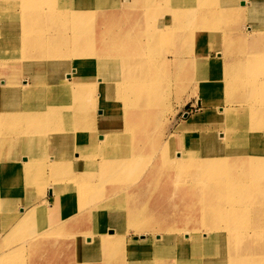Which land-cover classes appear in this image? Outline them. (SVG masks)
<instances>
[{
    "label": "rangeland",
    "instance_id": "374dc122",
    "mask_svg": "<svg viewBox=\"0 0 264 264\" xmlns=\"http://www.w3.org/2000/svg\"><path fill=\"white\" fill-rule=\"evenodd\" d=\"M114 1L121 2L122 0ZM181 1H183L182 4L176 2L174 5L177 6L171 7V0H149V6L135 7V10L139 8L140 12L143 15H147L148 18H133L125 17L123 15V11L128 9L125 5L122 6L119 3L117 5L113 4L112 6H105L107 2L106 0H92L89 2L88 0H85L84 3L80 5H77L74 2L67 4L61 3L60 5V0H43V5L40 4L39 6L33 5V3L38 2L37 0H0V19L5 18V14H11L12 12H16L19 16L16 18H9L12 19V25H14L15 29L19 27L16 31L18 40H20V36L22 37V31H20L22 22H24V26L27 24V18H25L24 14L23 17L21 15L23 13V9H28V11L34 12L44 11L43 9H45V17L49 16L51 13L53 14L54 11H61V22H63L62 19L72 22V19H82L80 23L81 30L75 32V30L71 29L72 22L69 23L70 27L68 29L60 30V20L53 21V18H45L46 21L44 22L43 20L39 22L38 25L41 27V25L45 23L41 28L39 27L41 36L45 39L32 40L31 44L35 46V48L30 47L29 49L27 47L25 48L23 45V49V46L19 43L16 47H13L11 44L5 45L4 47L3 45H0V60L3 59V57H7L11 61H18L16 64L19 67L23 62L22 58L24 56H34L36 58L43 57L49 59L48 61H51L57 55V57H59L57 61L59 68L58 71L54 73L57 78L65 77L66 70H72L73 65H75L73 61L77 57L89 56L85 54L87 50L82 51L80 46L77 47L76 45H79L80 42H83L84 44L87 42L90 43L93 35L98 36L103 28L109 30L111 35L118 27L119 29L123 28V26L127 28L128 32L125 33L124 36L122 33L116 34L119 38L116 43L122 48L127 47L132 49L139 41L153 44L154 38H156V44L153 46L151 54L149 56L140 57L143 58V60L139 62L142 65H140L141 68L139 65L137 68L136 66L134 67L136 70L139 69L137 72L142 77L146 76V78L148 77V73L145 72L152 67L153 72L155 71L152 85H148V82L144 79H129V76L136 73V70L133 69L134 62L124 65L125 60L122 56H117L115 58L121 66L117 69L111 70V72L102 71V73H99L100 70L96 67H84V74H87L86 77H93L94 79L102 80L105 83L111 82L115 84L122 82V84L126 86L125 88L130 91V101L129 99L123 100L118 97V94L109 95L114 97V100L110 102V107H113V110L112 112H109L107 116L108 126L110 128L119 129L121 126H126L123 124L122 120H119L120 118H117V115L120 117V114H123V112L125 114L126 112L145 111L148 116L151 115V113L148 114L147 111L149 110L152 112V116H149L150 119L142 118V121L146 123V126L143 128L145 131L141 130L140 132V134L143 135L142 138H145L142 144H139L140 134L139 128L136 126L128 127L126 131H130V133L126 132L123 136L122 144L124 147L130 148V145H134L133 151L140 152L139 154L137 153L136 160H134L126 168H123L121 165L123 160L119 157L122 153L110 152L111 149L106 147H104V151L101 153L102 155L91 154L88 159L85 161L83 160L84 164L81 166L82 170L79 172L81 174H78L77 180L81 181L84 178L89 179L91 177V179H94L93 184L86 182V186L84 185L85 189L81 190L83 196L81 195L80 198L79 195L81 192H77L73 200H71L69 204L62 209L53 210L54 206H52V203L55 195L50 192V189L45 191L43 195L44 197L46 195L45 199H48V203L50 204V207H52L51 210H53L50 213V216H47V225L44 221V217H42L43 219H41L40 222L41 226L39 227L37 219H34V216L33 220L36 222H34L30 228H37V230H34L35 232L32 231L30 233V231H27L29 228H27L25 230L26 234L20 235L21 238H15L11 241V243L5 245L1 244L0 238V254L3 255L5 253L4 251L10 253L6 258L5 256L0 255V264H104V262L105 264H186V262L183 263L180 259H177L175 255L179 251V245L177 244L178 240L175 238L169 243V250L167 251L164 250V247L162 249H155L153 247L149 250H144L138 246V249L143 253H137V251H134L136 253L135 254L132 252L130 247V245H141L149 248L155 241V234L160 233L167 235L168 232H170L175 236H180L184 234L185 230L191 233L192 238L190 240L198 238L196 242H199L200 244L199 248L201 251L194 255V258H196L194 262H192L194 264H264V209L260 210L254 206L243 207L246 203L251 202L249 196L247 199L242 198L239 196L240 191L233 192V188L220 195L217 193L215 195L217 197L212 200V193L210 190H207L206 188L205 191H201V188L199 187L200 184H196L194 181L197 177L207 178L210 177L211 174L206 172H202V174L197 173L196 168H187L186 170H189L190 172L187 174L180 173L179 176L174 167V169H171L170 173L167 172L166 174L160 175L155 182H149L151 185V193L146 197L142 196L140 203L142 205L145 204V206H143L145 210H153V213L148 215L144 210L141 214L139 213L138 217H135L137 221L142 222V225H138V223H136V225L133 224L132 219H134V217L132 218V216L129 215L130 208L133 207V204L129 205L130 202L128 194L127 197L124 196L122 198L123 201L119 202L114 208L115 213L113 216L115 217H112L113 219L112 221L110 220V222L104 221V219L102 220V213L106 210H95L96 207L94 204L100 201L99 198L96 197H104L101 193L103 190L105 191L106 196L109 195L110 192L107 191L106 187L121 184L123 179H126L128 175L132 173L133 167H137L134 174H140L136 176V178L131 179V183L134 182L131 185L144 182L145 177L152 171L154 163H158L161 168H171L170 160L164 161V163L159 161L158 157H162L163 154L160 153V150H156L153 153L152 148L150 149V142L154 143V139L159 138L165 143L168 137L173 138V149H178L177 153L174 152L173 155L175 156V159L179 160L178 157L183 155L179 152L180 150L191 147L192 145H197L193 142L194 140L190 139L191 137H200L199 132H202L204 129H219L220 131L223 129L217 124V122L224 121L225 116H223L221 120L215 119V117L208 112L209 108H211L214 104L225 106L224 97L227 96V93L229 92V105H231L229 110L235 111L234 104L237 103L238 105L241 101V99L237 96L240 94L242 90L241 88H243L241 87L242 83H250V80L255 79L257 81L264 82V72H256V70L253 69V66L260 67L261 64L258 66L255 60L254 63L247 60H253L254 58L260 56L264 58V37H261L264 36V0H259L254 4H251V1L248 2V4L245 3L247 6L251 5L249 10L247 7H244L239 0L237 3L235 0L225 2H222V0H203L199 7L192 4L194 0ZM198 9L200 10L199 12L202 11L201 13H205L206 10L211 11L213 9L216 11V14L209 13L208 18H213L211 19L212 22L210 21L211 23H209L210 26L205 23L197 22V19H193ZM104 12H107L109 15L107 14L106 18H99L101 13ZM42 19H44V17ZM6 24L9 26V23ZM1 26L2 25H0V27ZM257 26L258 31L255 29ZM188 32L203 33L200 40L198 38L191 39L193 43V51L191 54L193 55H195L198 51L195 49L196 46H199V48L204 45L206 46L207 40H209L210 43L212 42V45L213 43H217L218 48L215 49L223 55L228 54L230 47L239 52L237 55H231L227 62L228 71L226 72L227 79L225 81L220 79L216 81L209 80L205 84L201 83V85L204 86L214 85L215 90L212 94L205 93L199 89L201 85H199L198 79L194 77L195 73L198 72V66L196 67L191 63H183L179 65L178 62L173 60L174 54L178 53L181 49L184 55L188 53L186 41L189 39ZM151 33H153V36L149 35ZM44 41L48 42V47L50 46V48H46L48 53L43 54L42 45ZM211 47L208 46L209 49ZM57 50L59 52H57ZM49 53L50 58H48ZM179 55L180 58L185 59L184 56H181L182 54L179 53ZM205 56L206 53L202 54L201 58H204ZM216 56L218 57V55ZM239 56L243 57V61H245L246 64L249 62L247 66H250V68L247 67L244 70L237 69L235 71L230 69L231 66H234L233 64H239ZM90 57L95 62L103 59L102 54L97 51L92 53ZM165 59H170V63L168 65L166 64ZM19 72H21V70H18V73ZM254 75L256 78L253 77ZM0 77L1 85V83L4 82V79H6V76L0 74ZM67 79L72 80V77L69 76ZM48 80L50 79L48 78ZM28 81H31V79L27 74L19 77L21 85ZM232 86L233 88L230 90V87ZM151 91L153 92V95L149 96ZM70 93L71 92H62V96H65L67 100L70 99L73 104L72 109L74 108L69 112L71 115L70 118L67 119V124H70L71 122L75 125H81L79 120L83 119L81 117L82 115L76 109L77 107L75 108V106L81 102L89 105L84 109L85 115L89 114V116H91L90 114L92 113L93 115L95 114V117L98 116V108L95 107L93 103L96 99L95 94L88 95L85 92H82L81 96H79L76 92L75 94H73V92L71 94ZM252 98L246 99V102L244 103L245 108L242 110V116L238 120L240 121L239 125L245 130L264 133V93L259 95L258 98H254L256 99L255 101H257L256 103ZM134 99H136L135 102ZM236 99H238V102ZM149 100H151L152 103L146 102ZM25 104L26 101L24 105L21 104V108H25ZM66 110H68V107H66ZM218 110L213 113L219 115ZM186 112H188L187 115H185ZM76 113H78L79 117ZM255 116L259 119L256 118L255 120ZM8 120L10 121L11 119L8 118ZM89 120H91V118ZM184 120H188L193 123L180 127L179 125L183 124ZM233 121L237 122V120L231 118V122ZM255 121H259L260 123H255ZM253 122L255 127H252ZM198 123L199 125L195 130L188 132ZM184 132L186 133L184 134ZM82 134L83 133H81V135ZM57 138H59V136H57ZM87 138L89 140L94 139L93 135L91 136L89 133L87 134ZM66 147L67 149L64 153L69 156L72 152L71 148H73V145L70 146V144H67ZM204 148L205 152L206 147ZM39 152L40 159L42 161H48L47 154H44L43 149H41V151L39 150ZM47 153H54V150ZM259 153L264 156V149L259 150ZM148 154L149 156H147ZM223 154V157H225L230 164V166L228 165L224 166L225 168H221L224 169L223 171L225 172V176L222 174L224 179L227 178L226 172L240 174L242 177H231L233 179L242 180L237 182L240 188H245V183H249L248 185H250V183L256 179H253L251 175L245 173L246 171H250L249 168L247 170V168L244 167L245 165L237 164L239 163L238 161L248 157L247 152H223ZM45 156L46 158L44 159ZM138 161H143L144 166H138ZM47 166L46 168H42V170L46 169V171L39 169V171H41L37 174L41 176L45 173L48 174L47 170H51L52 167L50 168V166ZM69 167L70 166L68 165V171L65 172V177H69L68 175L71 171H76L74 163L71 164V168L73 169L69 170ZM53 171L54 170H52L51 175L58 178L60 176L59 172ZM219 173L220 172L217 173L218 176ZM256 174L259 173L256 172ZM185 175H188L186 178H189L191 181H187ZM262 179L264 180L263 177ZM256 180H258V178ZM79 181H77L78 183L76 184H79ZM180 181L181 183H178ZM232 184L235 186L236 182H233ZM26 186L28 187L29 185L26 183ZM88 186L90 189L86 188ZM159 187H162V189L159 190ZM164 187L168 188V190L165 189V192L163 193ZM63 188L68 189L69 191L71 190L68 188V183L64 184ZM237 197L242 198V202L237 204L239 206L236 209L238 211L236 214L235 212L221 214L214 209V206H219V204H221L224 208L230 206L231 200L233 202L237 200ZM261 197L264 199L263 195ZM210 201L212 203H210ZM23 202L24 201L22 200L17 201V199L9 202L11 207L9 214L12 215V218L7 224L5 223V218L2 216L4 214L0 213L1 236L4 237L6 232L11 229L15 223L19 222L20 219L18 218V214H22L20 209L17 207ZM23 206L28 208L30 205L29 203H24ZM32 207L33 206L29 208L31 209ZM163 212V217L158 218L159 221L164 220L166 225H164L163 228H159L161 227L159 225H153L156 228H149L145 225L149 219H157L156 217ZM118 214L121 216L119 217ZM55 218L58 219L55 220ZM78 222H80L81 225H78ZM29 224L30 223L25 221L23 226L27 227ZM119 226H121V228ZM115 227L116 229H118V227L120 229L116 231L114 236H109L107 229H115ZM38 232L41 233L38 234ZM36 234L38 235L36 236ZM78 234H81L80 237L77 236ZM82 234L90 236L88 238L86 237L85 240V237H82ZM82 238H84L88 245L96 246V249L100 242L98 239L107 238L109 242L113 241V243L110 244L107 241L108 244L105 243V245L101 247L100 251L98 249L97 251L100 253L99 256L85 257L79 248V241H81ZM109 238L112 240H109ZM120 238L122 243L119 247H115V245H117L115 240ZM2 240L6 242V238H3ZM223 244L226 245L224 246ZM86 252L90 251L88 250Z\"/></svg>",
    "mask_w": 264,
    "mask_h": 264
},
{
    "label": "bare ground",
    "instance_id": "6f19581e",
    "mask_svg": "<svg viewBox=\"0 0 264 264\" xmlns=\"http://www.w3.org/2000/svg\"><path fill=\"white\" fill-rule=\"evenodd\" d=\"M37 1L38 2L33 3L34 6H39L43 2V0H37ZM84 1L85 0H60V5L61 3L67 4V3H73V2L77 5H80L84 3ZM89 1H92V0H88V2ZM106 1L107 2L105 6H109V5L112 6L113 4L117 5L119 3L122 6L125 5L126 8H128L123 11V15L125 17L148 18L147 15H143L140 12L139 8H138L139 10L138 9L135 10V7L149 6V0H140V1L122 0L121 2L114 1V0H106ZM225 1H230V0H222V2H225ZM250 1H251V4H254L259 0H248V1L239 0V2L243 4L244 7H247L248 10L251 5L247 6V4ZM176 2L179 4L183 3V1L181 0H175V1L171 0L170 2V4L172 5L171 7L177 6V5H174L176 4ZM202 2L203 0H194L192 4H195L196 7H199L202 4ZM235 2L237 3L238 0H235ZM43 10L44 11L34 12V11H28V9H23V13L21 15L23 17V14H24L25 18H27L26 19L27 24L26 26H24V22H22V27L20 28V31H22V34H21L22 37L20 36V40L17 39V35H16V31L19 27L15 29L14 25H12L13 24L12 19H9V18L19 17L18 14L16 12H12L11 14H5V18L0 19V25H2L0 27V45H3L4 47L5 45L11 44L13 45V47H16L19 43L21 46L24 45L25 48L26 47L29 49L30 47L35 48V46L31 44L32 40L34 39L44 40L45 39L41 36L40 29H39L40 26H38L39 22L43 20L45 22L46 21L45 18H53V21L60 20L61 22V19H60L61 11H54L53 14L51 13L49 16L45 17L46 10L45 9ZM199 11L200 10L198 9L193 19H197V22L205 23L210 26L209 23L212 22L211 19L213 18H208L209 13L216 14V11L214 9L211 11L206 10L205 13H201L202 11L201 12ZM17 12H21V11H17ZM107 14H108L107 12L101 13L99 18H106ZM43 17L44 19H42ZM62 20L63 22H61L60 30L68 29L70 27L69 23L72 21H68L65 19H62ZM72 20L73 22H72L71 29L75 30V32L78 30H81L80 23L82 19L80 20L72 19ZM6 23H9V26H7L8 24ZM44 24L45 23H43L42 25L40 24L41 27ZM255 29L258 31V26ZM127 32H128L127 28L123 26V28H120V29L118 27L117 30H115L111 35V32L109 30L103 28L101 29L98 36L93 35L90 43L87 42L86 44H84L83 42H80L79 45L77 44L76 46L77 47L80 46L82 51L87 50L85 54L89 56L77 57L73 61L75 65H73L72 70H66L65 77L57 78V76L54 74L55 72L58 71V68H59V65L57 64L59 57H57V55L54 59L51 60L53 62L48 61L49 59H46L43 57L42 58H36L34 56H28V57L24 56L23 58L20 57L22 58V61H23L20 67L17 66L16 64L18 61H11L7 57H3V59L0 60V74H3L6 76V79H4V82L1 83L0 85V97H1V101H0V213L4 214L2 216L5 218L6 224L10 222L12 218V215L9 214L10 208H11L9 205V202L11 200H16V199L17 201H20V200L24 201L20 206L17 207L18 209H20V212L22 214V215L18 214V218L20 219L19 222L15 223L13 227L6 232V235L4 237L0 235L2 245L11 243V241H13V239L15 238L16 239L21 238L20 235L26 234L25 230L27 228H29L27 229V231H30V233L34 230H37V228H30V226L34 222H36L33 220L34 216H35L34 219H37L39 227L41 226L40 222H41V219H43L42 217H44V221L47 225V216H50V213L54 209H62L67 204H69V202L73 200L77 192L79 191L81 192V190L85 189V186H86L85 184H87L86 182L88 183L90 182L93 184L94 179H91V177L89 178L91 180H89L88 178L87 179L84 178L83 179L84 181L77 180L78 174H81L79 172L82 170L81 166L84 164L83 160L85 161L86 159H88L91 154L102 155L101 153L104 151V147L110 148L111 149L110 152L122 153V155L119 157L123 160L121 162V165L123 166V168H126L129 164H131L134 160H136L137 153L139 154L140 152L133 151L134 145L133 146L130 145V148L124 147L122 144L123 136L126 134V132L130 133V131H126V130L128 129V127H131V126L138 127L139 134H140L141 130H143V128L146 126V123L142 121V118L150 119L149 116H152V112H150L149 110L147 111L148 114L151 113V115L149 116L145 113V111L126 112L125 114L123 112V114H120V117L117 115V118L118 119L120 118L119 120H122L123 124H125L126 126H123V127L121 126L119 129L110 128L108 126L107 116H108V113L112 112L113 110V107H110L111 106L110 102L114 100L113 99L114 97L109 96V95L118 94V97L122 98L123 100L129 99L130 101L131 99L130 91H128L125 88L126 86L123 85L122 82L115 83V84L111 82L105 83L104 81L96 80L93 77L88 78L86 77L87 74L86 75L84 74L85 66L96 67L97 69L100 70L99 73H102V71L111 72V70L119 68L121 64L116 61L115 58L117 56H122L124 58L125 60L124 65L134 62L133 69L135 66L137 68L138 65L140 67L141 64L139 62L143 60V58H140V57L149 56L151 54L152 48L156 44V38H154L153 44L144 43V42L139 41L132 49L127 48V47L122 48L116 43V41L119 39L116 34L122 33L124 36V34ZM188 33H189L188 34L189 39L186 40L187 46H188L187 47L188 53L184 55L181 49L180 51H178V53L174 54L173 60L178 62L179 65L183 63H186V64L191 63L196 67L198 66L197 68L198 72L195 73L194 77L198 79L199 85H201V83L205 84L209 80L216 81V80L222 79L223 81H225L227 79L226 72L228 71L227 62L231 55L232 56H234L233 54L237 55L239 52L234 50V48L230 47L228 54L223 55L221 52L215 49V48H218L217 43L216 44L213 43L212 45V42L210 43L209 40H207L206 46L204 45L201 48H199V46L198 47L196 46L195 49H197L198 51L195 55H193L191 54V52L193 51L192 49L193 43L191 39L198 38L200 40V37H202L203 33H200V32H195V33L188 32ZM149 35L153 36V33ZM261 37H264V36H261ZM207 45L210 47L212 46L211 47L212 50L211 48L209 49ZM24 46H23V49H24ZM42 47H43L42 53L43 54L48 53L46 48H50V46L48 47L47 41H44ZM95 51L102 54L103 59L101 61L95 62L94 60L91 59L90 55H92V53H94ZM203 51L204 53H206V56L204 58H201L202 54H204ZM57 52L59 51L57 50ZM51 53H55V52H51ZM179 53L182 54L181 56H184L185 59L180 58ZM216 55H218V57ZM48 58H50V53H49ZM239 58H240L239 64L237 65L236 63L233 64L234 66H231L230 68L231 70L235 71L237 69L244 70L247 67L250 68V66H247L248 63L249 62L254 63V60H255L258 66H260V64L261 66L260 67L253 66V69L256 70V72L257 71L264 72V58L262 56L254 58L253 60L247 59L249 61L247 64L245 61H243L244 59L242 56H239ZM165 62L168 65L170 63V59H165ZM18 70H21V72L18 73ZM137 70L139 71V69ZM137 70L135 71L136 72L135 74H132L131 76H129V79L131 80L144 79L148 82V85L150 84L152 85L153 78L155 75L154 74L155 71L153 72L152 67H150L149 70L145 72V73H148L147 78L146 76L142 77L137 72ZM25 74H27L30 77L31 81H28L21 85L19 82V77ZM69 76L72 77V80L67 79V77L69 78ZM253 77L256 78L255 75ZM48 78L50 80H48ZM241 87L243 88H241L242 90L240 94L239 95L237 94L238 95L237 97H239L241 101L239 102L238 105L237 103L234 104L235 111L229 110L231 108V105H229L230 103L229 92L227 93V96L224 97L225 106H219L218 104H214L211 108H209L208 112H210L215 117V119L221 120L223 116H225L224 121L217 122V124L223 129L221 131L219 129H210V130L204 129L202 130V132L201 131L199 132L200 137H197V136L191 137L190 139L194 140L193 142H195L197 145H192L191 147H187L183 150L179 149L180 150L179 152L183 154L180 157H178L179 160L175 159V156L173 155L174 152L177 153L178 151V149H173V144H174L173 138L168 137L165 143L159 138L154 139V143L150 142V149L152 148L153 153L156 150H160V153L163 154L162 157L160 156L158 157L159 161L164 163V161L170 160L171 168H168V167L161 168L158 163H154L152 171L149 173V175L145 177L144 182H139L137 184L131 185L134 183V182L131 183V179L136 178V176L140 174V173L134 174L137 167H133L132 173L129 174L126 179H123L121 184H117L115 186H107L106 187L107 191L110 192L109 195L106 196L105 191L103 190V192L101 193H102V196L104 197L97 196L96 198H99L100 201L94 204L96 207L95 209L96 211L106 210V211H103L102 213V220L104 219V221H109V222L110 220L112 221V219L115 217L113 216L115 213L114 208L118 205L119 202L123 201L122 198L124 196L127 197V194H128V199L130 202L129 205L133 204V207L130 208L129 215L132 216V218L134 217V219L136 216L138 217L139 213L141 214V212L145 210V208H143L145 204L142 205L140 203L142 196L146 197L148 194L151 193V185L149 184V182L150 181L155 182L157 178H159L160 175L166 174L167 172L170 173L171 169L172 168L174 169V167L179 176H180V173H183V174L189 173L190 171L186 170L187 168L189 169L196 168L197 173H200V174H202V172L210 173L211 174L210 177H207V178L197 177L196 180L194 181L196 184L197 183L200 184L199 187L201 188V191H205L206 188L207 190H210V192L212 193L211 195L212 200L217 197L215 196L217 193H219L220 195V194H223V192H226L227 190H230L231 188H233V192L240 191V195H239L240 197L247 199V197L249 196V199L251 200V202L246 203V205H244L243 207L254 206V207L259 208L260 210H263L264 209V199H262L261 196L262 195L264 196V180L262 179V177L264 178V156L260 155L259 150L264 149V133L263 132L257 133L256 131L245 130L239 125L240 121L238 120L242 116V110H244L245 108L244 103L246 102V99L248 98L251 99L252 97L258 98L259 95L264 93V82L257 81L256 79L250 80V83L248 82L242 83ZM232 88L233 86L230 87V90ZM199 89L205 93L212 94L215 90V87L214 85L213 86L201 85ZM63 91H65V93L73 92V94H75L76 92V94L79 96H81L82 92H85L88 95L95 94L96 99H95V102L93 103H94V106L98 108L97 109L98 116L95 117V114L93 115L92 113L90 114L91 116H89V114L85 115L84 109L87 108L89 105H86L85 103L81 102L75 106V108L77 107L76 109L81 113L82 115L81 117L83 118L81 120L78 119L81 125L80 126L79 124L75 125V124H72L71 122L70 124L69 123L67 124V119L70 118V115H71V113L69 112L73 110L74 108L72 109L73 104L70 101V99L67 100L65 96L64 97L62 96ZM152 95H153V92L151 91L149 93V96H152ZM238 99H236L237 102H238ZM255 100L256 99H254V101ZM25 101H26V104H25L26 107L21 108V106L24 105ZM135 101L136 99H134V102ZM146 102L152 103L151 100L146 101ZM256 102L257 101H255V103ZM66 107H68V110H66ZM217 110L219 112V115L213 113V112H216ZM76 114L78 115V113ZM8 118L11 120L9 121ZM90 118L91 120H89ZM231 118L237 120V122L235 121L231 122ZM256 118L257 117L255 116V120ZM190 123H193V122L184 120V123L179 126L180 127L186 126ZM255 123H260V122L255 121ZM198 125L199 123L196 124L193 129L191 128L188 132L195 130ZM252 127H255L254 122L252 123ZM81 133L83 134L81 135ZM88 133L91 136L93 135L94 137L93 140H89L87 138ZM185 133L186 132H184V134ZM57 136H59V138H57ZM142 136L143 135L140 134L139 144H142L143 140H145V138H142ZM198 140H199V145H198ZM67 144H70V146L73 145V148H71L72 152L69 154V156L66 153H64V151L67 149L66 147ZM204 147H206L205 152H204V149H205ZM41 149H43V152L45 155L47 154L49 162L45 160L42 161L40 159L39 150L41 151ZM51 150H54V153H51V154L47 153ZM223 152L225 153L227 152L228 153L247 152L248 157L245 159H242L241 161H238L239 163L237 164L245 165L244 167L247 168V170L249 168L250 171L249 172L246 171L245 173L251 175L253 179L258 178V180L255 179L253 182L250 183V185H248L249 183H245L246 187L240 188L237 182H240L242 180L233 179L234 177L235 178L242 177L240 174H236L234 172L233 173L226 172L227 178L224 179L225 172L223 171L224 169H221V168L224 166H228V165L230 166V164L228 160L225 157H223L224 156ZM147 156H149V154ZM45 158L46 156L44 157V159ZM72 163L75 164L76 171L75 170L74 172L71 171V173H69L68 175L69 177H65V172L68 171L67 169L68 165L70 166L69 170L73 169L71 168ZM47 165L50 166V168L52 167L51 170L47 168L48 174L45 173L43 176L37 174L38 172L42 170L43 167L46 168ZM177 165H178V168H177ZM138 166H141V167L144 166L143 161H140ZM39 169L41 170L39 171ZM52 170H54L53 172H59L60 176L57 178L54 175H51ZM42 171H46V169L45 170L43 169ZM218 172L221 173V174L219 173V176L217 175ZM256 172H258L259 174H256ZM222 174H224V176H222ZM187 176L188 175H185V178ZM75 178H76V181H75ZM186 179L187 181H191L189 178H186ZM77 181H79V184H76L78 183ZM233 182H236L235 186H233L232 184ZM26 183L29 185L28 187L26 186ZM67 183H68V188L71 189L70 191L68 189L63 188V185ZM178 183H181V181ZM49 187L52 189V192L55 195L54 201L52 203V206H54L53 210H51L52 207H50L48 200L45 199L43 195ZM162 187H159V190L162 189ZM86 188H89V186ZM165 189L168 190V188L164 187L163 193L165 192ZM246 190H247V194H246ZM81 195L83 196L82 192L79 195L80 198H81ZM242 198L237 197V200L233 202L231 200L230 206H227L226 208H224L221 204H219V206H214L215 207L214 209H216V211H218L221 214L233 213V212H235L236 214L238 212L236 209L239 206L237 204L239 202L240 203L242 202ZM24 203H27V204L29 203L30 205L29 207L31 206L33 207L31 209L29 207L25 208L23 206ZM210 203L212 202L210 201ZM255 205H258V206H255ZM145 212L148 215H150L151 213H153V210L151 211L147 209L145 210ZM163 214L164 212L162 214H159V216L156 217L157 219H153V218L149 219L146 222V224L145 223L144 224L149 228H156L153 225L155 226L159 225L161 226L159 228H163V226L166 225L164 223V220L159 221L158 219V218L163 217ZM118 216L120 217L121 215L118 214ZM57 219L58 218H55V220ZM134 219H132L134 225H136V223H138V225L139 224L142 225L141 221L139 222L137 221V219L135 220ZM188 220H189V217H188ZM25 221L27 223H30L29 226L27 227L23 226ZM119 227L121 228V226ZM119 227L118 229H116V227L115 229L108 228L109 230L107 229V232L109 236H114L116 231L120 229ZM185 231H184V234L180 236H177V235L175 236L174 234L170 232H168L167 235L157 233L154 236L155 237L154 243L150 245L149 248L143 247L141 245H130V247H131L132 252L137 251V253H143L142 251L138 249L139 247L144 250H149L150 248H153V247L155 249H160V248L162 249L164 247L165 248L164 250L167 251L169 250V245H170L169 243L172 241V239L175 238L178 240L177 244L179 245V251L177 252V254H175L177 259H180L183 263L186 262V264H194L192 263L196 259L194 258L195 257L194 255H196L197 253L201 251L199 248L200 244L199 242H196L198 238L195 240H190L192 238L191 233L187 231L185 232ZM40 233L41 232H38V234ZM38 234H36V236ZM80 235L81 234H78L77 236L80 237ZM89 236L90 235L82 234V237H85V240H86V237L88 238ZM3 238H6V242L2 240ZM85 240L84 238H82L81 241H79V245H80L79 248L81 250V253H83L85 257H88V256L96 257L97 255L99 256L100 253H98L97 251L98 249L100 251L101 247H103L105 243L106 244L113 243V241L109 242L107 238L98 239V241L100 240V242L96 249V246L88 245L85 242ZM109 240H112V239L109 238ZM115 241L117 243L115 247H119L120 244L122 243L121 238ZM88 250L90 252H86ZM4 252L5 253L3 255L1 254L0 255L5 256V258L8 257L10 253L7 251H4ZM169 264H173V263H169Z\"/></svg>",
    "mask_w": 264,
    "mask_h": 264
},
{
    "label": "crops",
    "instance_id": "0c3cea01",
    "mask_svg": "<svg viewBox=\"0 0 264 264\" xmlns=\"http://www.w3.org/2000/svg\"><path fill=\"white\" fill-rule=\"evenodd\" d=\"M48 189H50V191L52 192V189H51L50 187H49ZM48 189H47V190H48ZM52 193H53V192H52ZM45 197H46V195H45ZM53 197H54V196H53ZM47 200H48V199H47ZM77 220H79V219H77ZM78 225H81L80 222H78Z\"/></svg>",
    "mask_w": 264,
    "mask_h": 264
},
{
    "label": "water",
    "instance_id": "95a60500",
    "mask_svg": "<svg viewBox=\"0 0 264 264\" xmlns=\"http://www.w3.org/2000/svg\"><path fill=\"white\" fill-rule=\"evenodd\" d=\"M188 112L185 113V115H187Z\"/></svg>",
    "mask_w": 264,
    "mask_h": 264
}]
</instances>
